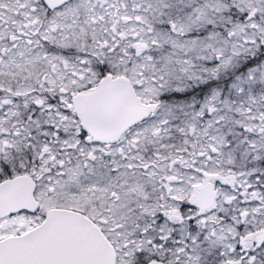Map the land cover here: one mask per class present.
<instances>
[{
	"label": "snow or ice",
	"instance_id": "snow-or-ice-1",
	"mask_svg": "<svg viewBox=\"0 0 264 264\" xmlns=\"http://www.w3.org/2000/svg\"><path fill=\"white\" fill-rule=\"evenodd\" d=\"M0 264H264V0H0Z\"/></svg>",
	"mask_w": 264,
	"mask_h": 264
}]
</instances>
